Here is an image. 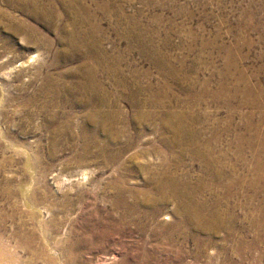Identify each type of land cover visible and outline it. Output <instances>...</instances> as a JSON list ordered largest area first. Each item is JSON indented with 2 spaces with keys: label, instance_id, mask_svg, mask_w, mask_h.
Segmentation results:
<instances>
[{
  "label": "rangeland",
  "instance_id": "rangeland-1",
  "mask_svg": "<svg viewBox=\"0 0 264 264\" xmlns=\"http://www.w3.org/2000/svg\"><path fill=\"white\" fill-rule=\"evenodd\" d=\"M26 1L0 0V264H264V0Z\"/></svg>",
  "mask_w": 264,
  "mask_h": 264
},
{
  "label": "bare ground",
  "instance_id": "bare-ground-1",
  "mask_svg": "<svg viewBox=\"0 0 264 264\" xmlns=\"http://www.w3.org/2000/svg\"><path fill=\"white\" fill-rule=\"evenodd\" d=\"M8 1L10 3H12V2L16 3L17 0H8ZM25 8H26V10H29L32 13V17L33 18H35V19L37 18L38 20H44L45 17H44L43 9L40 8L35 1L27 0L25 2ZM32 57H34V56H31V58ZM164 185L165 184L163 182H158L157 183V186L161 190L162 189L163 190L165 189V186ZM169 189L170 188L167 186L166 193L168 192ZM174 192L178 193L179 190L178 189H174ZM185 195H186V193H185ZM184 197H186V196H184ZM184 202H185V204H184V206L182 208H180V210L182 211L181 214H183V216L185 217V219H187L189 221H197L199 225L203 226V228L205 227L209 232H212V233H213L214 230L219 229V228H221V227L224 226V221L221 218L216 217L215 214H214L213 218L208 217V215L207 216L206 215H203L200 212V210L197 209L198 206H196L193 203L192 198L190 196H187V198H186V200ZM157 207H159V206L157 205Z\"/></svg>",
  "mask_w": 264,
  "mask_h": 264
}]
</instances>
